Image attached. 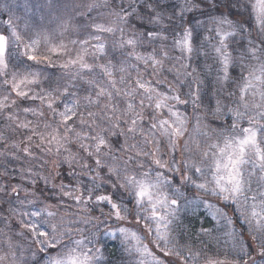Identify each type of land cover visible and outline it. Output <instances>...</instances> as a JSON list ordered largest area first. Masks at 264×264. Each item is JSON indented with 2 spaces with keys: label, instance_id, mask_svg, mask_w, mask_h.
Returning a JSON list of instances; mask_svg holds the SVG:
<instances>
[{
  "label": "snow or ice",
  "instance_id": "obj_1",
  "mask_svg": "<svg viewBox=\"0 0 264 264\" xmlns=\"http://www.w3.org/2000/svg\"><path fill=\"white\" fill-rule=\"evenodd\" d=\"M221 3L227 13L202 8ZM44 7L39 20L21 28L10 18L0 31V117L13 134L24 130L20 141L0 131V157L23 155L27 163L33 148L56 157L42 161L47 174L27 163L20 183L0 184V264H107L108 237L120 241L130 264H225L181 243V208L198 201L212 210L209 197L230 202L244 221L240 237L246 225L264 258V0H181L170 14L159 0H143L139 9L152 28L132 31L133 17L145 19L135 0L127 7L81 0L74 14L54 18L52 0ZM100 8L108 11L92 17ZM189 13L177 31L174 18ZM146 46L151 51H139ZM200 57L215 69V106L205 103L193 62ZM41 66L64 75L44 76ZM189 104L191 117L181 111ZM0 167L7 180L8 168ZM212 214L234 225L222 209ZM16 237L31 238L30 260ZM251 251L238 238L234 264H256Z\"/></svg>",
  "mask_w": 264,
  "mask_h": 264
},
{
  "label": "trees",
  "instance_id": "obj_2",
  "mask_svg": "<svg viewBox=\"0 0 264 264\" xmlns=\"http://www.w3.org/2000/svg\"><path fill=\"white\" fill-rule=\"evenodd\" d=\"M103 2V0H101ZM123 2L124 6L127 7L128 3L132 2V0H109V3L113 6H119ZM181 0H159V4L164 8L166 14H170V10L174 4L180 3ZM135 3L138 8V14H144L145 19L140 20L136 17H133L129 23L128 29L129 31L135 30V29H141L149 28L151 29L152 26L148 24L147 20V14L143 13L142 9H139V5L143 3V0H135ZM4 1L0 0V17L6 20L7 13L5 12L7 9V4L5 7V10L2 11L4 8ZM203 10L207 13L211 11L213 15H218L220 13H227L229 9L225 6L224 3L219 4V6L215 10H210L208 6L202 5ZM10 9V8H8ZM9 11V10H8ZM108 9L106 8H100L99 11H94L96 14L93 17H97L98 12H104L106 13ZM191 13L186 14V18L184 21H181L178 17L174 18V24L177 26V31H179V26L183 23L185 26L190 22L192 19ZM199 19H205L203 16L197 17ZM165 24L169 25V22L165 20ZM171 25H169V28ZM166 34L169 35V40L167 41V44L171 45L172 40V33L169 31ZM119 34H117L118 38ZM199 39V38H198ZM149 51H151L150 47H147ZM118 55V52L116 53ZM170 55L173 56H179L180 52L178 50H173L170 52ZM111 58V54H110ZM200 69L201 78L204 80L203 89L207 93L205 97V103L210 104L211 106H215V96H213L212 92L215 88V69L213 67V70L209 72L207 69L204 68L205 60L203 57L194 59L193 61ZM207 63H211V61H207ZM44 67V66H42ZM45 68V74H46V67ZM62 72H58L56 68L51 67L48 70V76H52L53 78L62 76ZM168 79H172V75L165 73ZM46 76V75H45ZM47 86V85H46ZM184 91H187L185 88ZM21 107H27L29 106L27 103L20 105ZM36 106V105H32ZM181 111H186L189 116H192V106L189 104L187 108L181 106ZM203 111V109H201ZM9 122L5 121L3 117H0V131H3L5 135H8L11 137V140L20 141L23 139L24 130H20L13 134L10 129L6 127V125ZM11 141H9L10 143ZM39 141H36L34 139V144L38 143ZM3 149H0L2 151ZM75 151V149H73ZM66 155V153H65ZM31 158H28V162L30 164H34L33 161L31 163ZM47 160V158H46ZM24 157L21 155L20 159H14L13 157L9 156L7 160L0 157V165H5L8 168L9 171V177L7 180L1 179L2 181H8L11 182L14 177L19 173L21 168H23L27 163L23 162ZM39 164V163H38ZM4 168L0 167V172H3ZM59 171L62 172V179L65 180L67 183L69 178L67 176L68 173V165L64 164ZM47 174V172H46ZM18 182V181H16ZM14 182L13 185L16 183ZM59 182V181H57ZM38 187L41 189H45V185L43 181H38ZM45 195H48V192L45 191ZM220 200L215 199L214 200V208L212 210H209L206 208L203 204H191L186 207L181 208V211L179 213V222L183 226V230L181 232V235L183 236V240L181 243L185 245L192 246L193 250H200L204 249L208 252L210 256H213L215 258H218L221 261H224L225 264H234V262L238 261L239 257L236 255V242L237 239H243L244 242L247 245L252 246L251 251V259H254L256 261V264H264V258L260 257L259 251L256 247L255 242L252 240V234L249 233L247 230V226L245 225L243 228V237H240L241 232V225L244 224L243 219L237 220L238 213H234L233 207L229 204H225L223 201L218 204ZM53 203L55 201H52ZM225 205H228L227 207ZM222 209L225 213H227V216L231 218L234 222V225H229L226 223V221L223 218H220L219 216H214L212 212L215 210V208ZM72 209H69L71 211ZM63 211V209H61ZM107 211V209H105ZM6 215V213H5ZM3 228V227H2ZM207 229L208 232L205 234L201 230ZM231 229V230H229ZM15 232H19L16 227L14 229ZM231 233V235H229ZM234 239V244L229 243V237ZM27 240L23 241V245L28 248V245H30V237H26ZM106 240V249L104 251V256L107 261V264H130L131 258L128 256L127 253H125L122 249V246L120 244V241L115 238H105ZM29 241V243H28ZM145 243H148V241H145ZM154 252L160 257V259H165V256L163 253L160 252V249L155 248L154 245H149ZM33 251H36L34 247H32ZM24 258V257H23ZM25 259L30 260L31 254L28 251V253L25 256ZM245 259H249V257H245ZM201 264H203V261H201Z\"/></svg>",
  "mask_w": 264,
  "mask_h": 264
},
{
  "label": "rangeland",
  "instance_id": "obj_3",
  "mask_svg": "<svg viewBox=\"0 0 264 264\" xmlns=\"http://www.w3.org/2000/svg\"><path fill=\"white\" fill-rule=\"evenodd\" d=\"M4 1V8L2 9V11L5 10L6 4H7V9H6V13H7V18L6 20H4L3 18L0 17V31H4L7 27L6 25V21L9 20L10 18L13 21L14 25H18L19 27H23V24L25 22V20H39L40 16L42 15L41 9L43 8V14H46L49 12V9L47 7H44L46 4L49 3V0H3ZM81 2V0H52V3H54L56 5L57 11H54L52 13V17L54 18L56 15H60V14H74V6L79 4ZM10 8V9H8ZM9 10V11H8ZM99 11V9H98ZM96 14L93 12L92 13V17L95 16ZM66 18V17H65ZM88 19V18H86ZM80 21V17L77 15L75 17L74 23H78ZM97 22H103L102 20L98 19ZM46 27L49 28H53L55 27V24H49L47 20H44L42 22ZM5 34H7L5 32ZM72 38H76L75 36H73ZM139 51L144 52V51H149V49L147 48H141L139 49ZM110 58V55H109ZM55 59V58H53ZM53 67L56 68L58 70V72H62L64 74V70H62L61 68H59L58 66H49L46 67V74H45V68L41 66V69L43 71L44 76H48V70ZM62 75V74H60ZM169 81H171L170 79H168ZM46 87V85H44ZM38 90V89H37ZM221 99H223V97H219ZM217 97L215 96V101H216ZM39 104V102L37 101V103L35 104L36 106ZM33 106V107H36ZM28 107V106H27ZM190 115V114H188ZM21 120L27 119V120H32L34 123L36 122V118L29 115L27 117L21 115L20 117ZM33 152H34V157H32L30 159L31 163L33 161V165L34 167V171H41L44 174H46L45 169L41 168L40 165L42 163V161H45L47 158V161H49V165H51L52 160H55L56 157L53 155L51 157H49L47 154L43 153L41 150L35 149L33 148ZM25 162V160L23 161ZM39 163V164H38ZM27 164L24 166L26 167ZM23 167V168H24ZM56 169H53V171H55ZM11 182L8 181H2L0 179V184H5V183H9L12 184L16 181L15 184L20 183V171L19 173L16 175V177H14L13 179H11ZM14 184V185H15ZM25 184H28V181H25ZM192 192L194 193L195 190L193 189ZM20 195L22 196L23 193L21 192ZM189 199H192V196H189ZM209 199L214 203L215 199H218L216 197H209ZM222 201L220 200L218 202V204H220ZM225 204H229L226 201H223ZM193 204H200L198 201H195ZM6 207V206H5ZM13 223H15V220L13 221ZM4 227L3 224H0V228ZM16 229L18 231H20L19 227L17 226ZM231 230V229H229ZM16 239L19 241L20 244L23 245V241L27 240L26 237H16ZM29 243V241H28ZM229 243L230 244H234V239L231 238V236L229 237ZM30 244H32L31 238H30ZM24 246V245H23ZM33 247L35 248V250H38V245H33ZM6 249H0V252L5 251ZM28 253V248L24 246V250H23V257L25 259L26 254ZM19 255V253H18Z\"/></svg>",
  "mask_w": 264,
  "mask_h": 264
}]
</instances>
